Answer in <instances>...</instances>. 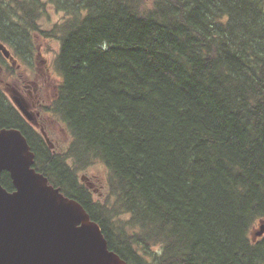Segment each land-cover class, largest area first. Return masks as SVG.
<instances>
[{
  "label": "trees",
  "instance_id": "1",
  "mask_svg": "<svg viewBox=\"0 0 264 264\" xmlns=\"http://www.w3.org/2000/svg\"><path fill=\"white\" fill-rule=\"evenodd\" d=\"M0 0V40L59 38L62 153L0 90L33 167L78 201L127 264H264V0ZM100 162L105 200L79 180ZM1 184L13 185L7 171Z\"/></svg>",
  "mask_w": 264,
  "mask_h": 264
},
{
  "label": "water",
  "instance_id": "2",
  "mask_svg": "<svg viewBox=\"0 0 264 264\" xmlns=\"http://www.w3.org/2000/svg\"><path fill=\"white\" fill-rule=\"evenodd\" d=\"M0 50L9 57L1 42ZM33 162L20 130L0 128V264H127L84 207L49 184ZM3 171L12 191L1 184ZM263 233L261 221L253 239Z\"/></svg>",
  "mask_w": 264,
  "mask_h": 264
},
{
  "label": "flooded vegetation",
  "instance_id": "3",
  "mask_svg": "<svg viewBox=\"0 0 264 264\" xmlns=\"http://www.w3.org/2000/svg\"><path fill=\"white\" fill-rule=\"evenodd\" d=\"M28 31L32 34L28 36L32 41L25 48L9 40L2 41L9 57L0 50V90L5 104L21 116L28 131H37L52 152L62 153L66 147L59 143L58 134L59 130L63 131L65 145L66 131L53 111L58 83L52 60L47 57L51 49L45 46L53 37H41L35 30ZM16 102L23 106L27 115ZM79 180L95 192L93 186L97 185V179L94 176L81 175Z\"/></svg>",
  "mask_w": 264,
  "mask_h": 264
},
{
  "label": "rangeland",
  "instance_id": "4",
  "mask_svg": "<svg viewBox=\"0 0 264 264\" xmlns=\"http://www.w3.org/2000/svg\"><path fill=\"white\" fill-rule=\"evenodd\" d=\"M43 2H45L44 5V10L40 16V20H39V27L40 28H46L47 30H50L51 28H53V26L55 24H57L60 20L63 19V17L65 16V14L63 13V11L61 10H57L55 9L54 5L47 2V0H42ZM46 47H49L51 49V53L50 55L47 54V57H50L53 63V69L55 70V76H56V81L57 83L61 81V75L59 74V72L56 70L55 65H54V59L55 56L57 54V52L59 51V47H60V42H59V38L57 36H53V39L50 41H47V44L45 43ZM52 125V124H51ZM62 128H64V126L61 124ZM59 130V128H57ZM65 129V128H64ZM66 131V130H65ZM59 143L62 145V147H67V145L70 142V136L68 134V132L66 131V144L64 145V133L63 131L59 130ZM81 175H87L90 177H95L97 179V185L93 186V188L95 187L96 190L95 192H93V196L94 199L96 200H105L106 199V195H107V176H108V172L107 169L105 168V166L100 163V162H96L94 163V165L89 166L88 168L85 169V171L80 172L79 176Z\"/></svg>",
  "mask_w": 264,
  "mask_h": 264
}]
</instances>
